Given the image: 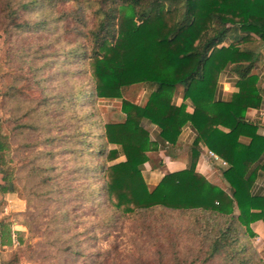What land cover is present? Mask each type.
<instances>
[{"label":"trees","instance_id":"obj_1","mask_svg":"<svg viewBox=\"0 0 264 264\" xmlns=\"http://www.w3.org/2000/svg\"><path fill=\"white\" fill-rule=\"evenodd\" d=\"M61 5L72 7L64 10ZM0 30L11 46L13 59L6 62L15 58L19 62L2 86V98L11 107L22 94L20 84L30 88L32 80L45 94L46 72L58 69L59 75L71 76L70 66L91 86L85 91L86 83L74 85L72 91L57 98L60 113L66 112L67 104L74 110L86 106L96 110L99 100L120 102L121 119L101 123L99 130L90 110L69 119L85 124L81 133L67 134L66 126H61L57 129L60 133L53 134L51 120L53 125L45 133V147H59L64 153L46 149L44 160L55 161L60 154L73 157L74 174L86 175L89 182L90 192L84 193L81 201L89 203L91 199V208L102 215L105 211L115 214L102 218L100 226L96 224L89 234L97 227L110 229L115 218L117 222H136L142 229L156 224L168 227L171 215H175L177 222L170 224L181 234L179 221L184 220L189 249L182 256L172 247L170 264H210L216 260L221 264H264L250 243L253 234L249 228L254 222L264 223V199L248 194L251 167L259 161L264 141L245 120L247 109L258 108L261 101L258 79L252 72L257 51L264 46V0H0ZM44 35L54 38L48 39L46 47L38 46ZM38 59L46 60L36 65L34 60ZM226 69L236 79V91L228 102L215 101L219 76ZM4 76L0 64V79ZM135 84L149 88L143 105L121 96L123 88ZM177 87L183 89L179 106ZM49 100L43 95L36 107L26 110L22 117L32 123L19 128L44 130L40 124L45 123ZM147 123L157 128L159 141L150 139L144 128ZM186 124L197 132L191 166L165 174L149 189L142 177L147 154L156 151L159 142L175 144ZM241 136L250 137V144L240 143ZM200 145L229 166L223 173L230 184L229 195L195 172ZM6 149L0 140L3 192L11 183L1 169ZM120 158L123 161L114 163ZM43 164L39 169L42 174L54 170L52 163ZM33 171L36 175L34 167ZM41 184L48 188L44 195L52 194L53 177H44ZM29 200L24 199V212ZM59 217L61 223L68 219ZM29 218L20 224L31 233ZM86 240L92 239L83 237L79 245ZM65 251L69 257L85 256L83 249L74 250L70 245ZM99 256L95 254V258Z\"/></svg>","mask_w":264,"mask_h":264},{"label":"rangeland","instance_id":"obj_2","mask_svg":"<svg viewBox=\"0 0 264 264\" xmlns=\"http://www.w3.org/2000/svg\"><path fill=\"white\" fill-rule=\"evenodd\" d=\"M71 7L70 5L60 6L64 10H69ZM50 38H54V36L44 35L42 40L39 39L38 46L46 47ZM35 46L37 47V44ZM10 49L11 46L0 30V64L3 65L5 72L4 78L0 79V140L7 146L4 152L5 163L1 169L11 178V191L17 192L23 201L27 197L30 199L28 208L21 214L19 222L30 217L32 232L29 233L25 230V234L18 238V244L3 254L1 264H159L160 259L162 264H170L172 247L180 250L182 256L187 255L189 246L186 239L189 240V237L184 233V220L179 221V223L181 222L180 226L183 227H180L182 235L179 233L178 227L172 228L170 224V222L172 224L177 222L175 215H171L168 227L165 225L162 228L156 224L151 228L145 229L144 227L142 229L136 222H127L126 220L117 222L115 218L110 229L97 227L93 235L89 234L96 224L100 226L101 220H106L105 216L113 212L105 211L102 215L98 209L91 208L93 203L91 199H89V203L81 201L83 194L90 192L87 186L89 182L85 180L86 175L78 177L74 174L76 162L73 157L60 154L55 161L44 160L42 155L46 149L53 150L55 153L60 151L64 153V150H60L59 147H45L44 138L47 136L45 133L51 129L53 124H55V128L52 130L53 134H59L57 129L61 126H66L67 134H73L76 131L81 133L85 124L78 122L76 118L72 121L69 119L76 115L88 114L90 110L94 111V119L98 120L97 128L99 130L101 123L117 122L121 119L120 102L99 100L96 110L90 106L74 110L71 105L67 104L66 112L60 113L57 104H55L57 98L72 91L74 85L80 86L86 83L85 91L89 90L91 86L88 79H86L87 81L79 79L74 68L70 66V69L72 68L71 76L59 75L58 69L46 72L47 80L42 85L45 94L40 91L39 87L32 85V80H30V88H27L24 83L20 84L23 89L22 94L11 107L2 98L3 83L5 80L8 81L9 75L14 74L16 68L19 67L16 58L12 62H6L12 58ZM42 53L40 50L39 55ZM45 60L34 61L37 62L36 65H40ZM43 95L50 98L47 101V116L43 117L45 123L40 124L44 130L38 132L31 129H20L22 124L32 123L31 119L24 118L22 115L26 110L36 107ZM132 95L136 99L137 90H133V88L121 90L122 98L127 101L133 100ZM9 113L12 115L10 118L7 115ZM50 120L53 124L50 123ZM35 123L39 127L38 122ZM43 162L52 163L54 170L49 174H42L39 169H42ZM91 162L95 164L92 159ZM117 162L119 160L114 163ZM89 164L91 163L89 162ZM33 167L36 169V175ZM48 175L53 177L54 191L46 196L44 194L48 188L44 187L41 182ZM57 189L62 193L58 194ZM99 199L103 200L101 195ZM61 215L68 217L64 223H61L59 217ZM34 221L37 223L35 224ZM83 237H91L92 240H86L79 245V240ZM69 245L74 250L75 248L83 249L85 256L80 259L76 256L69 257L65 251ZM97 253H100V256L95 258ZM262 257L264 258L263 254ZM210 264L221 263L216 260Z\"/></svg>","mask_w":264,"mask_h":264},{"label":"crops","instance_id":"obj_3","mask_svg":"<svg viewBox=\"0 0 264 264\" xmlns=\"http://www.w3.org/2000/svg\"><path fill=\"white\" fill-rule=\"evenodd\" d=\"M258 60L252 74L257 76V89L261 97L258 108H249L245 113V120L255 129V135L264 141V46H260L258 51ZM236 79L228 69L224 70L218 80L215 92V101L228 102L232 94L236 91L234 83ZM126 88L137 90V98L132 95L133 100L129 102L143 105L146 101V95L149 88L142 84L131 85ZM182 87L176 88V105L182 103ZM188 110H191L189 107ZM144 128L149 132L152 141H159L158 130L151 124H144ZM227 133L226 129L220 128ZM197 138V132L191 126L186 124L180 132V135L173 145H164L159 142L158 149L147 154L148 161L142 167V177L149 189L154 188L161 178L167 173H176L184 171L191 166L192 151L194 141ZM240 143L248 145L251 138L241 136ZM200 154L195 163V172L205 178L210 184L221 189L229 195L230 184L223 177V173L228 169V165H223L222 160L212 158L205 146L200 145ZM119 161H123L120 158ZM252 181L248 188V194L252 198L264 199V149L259 161L251 167ZM3 185L0 175V187ZM10 185V184H9ZM25 202L17 192L9 190L3 192L0 189V255L7 253L11 247H15L14 238L18 243V238L25 234V227L20 224V216L24 212ZM254 212V211H253ZM256 212V211H255ZM235 215L238 210L234 209ZM253 237L250 243L253 249L261 256L264 255V223L257 221L249 226Z\"/></svg>","mask_w":264,"mask_h":264},{"label":"built area","instance_id":"obj_4","mask_svg":"<svg viewBox=\"0 0 264 264\" xmlns=\"http://www.w3.org/2000/svg\"><path fill=\"white\" fill-rule=\"evenodd\" d=\"M263 115H264V112H263ZM209 155H210L212 158H214L215 160H217V158H218V157H217L216 155H214L212 152H210ZM218 159H219V158H218ZM222 162H223V161H222ZM222 164H223V165H226L225 162H223ZM14 244H15V245L18 244L17 241L15 240V238H14Z\"/></svg>","mask_w":264,"mask_h":264},{"label":"water","instance_id":"obj_5","mask_svg":"<svg viewBox=\"0 0 264 264\" xmlns=\"http://www.w3.org/2000/svg\"><path fill=\"white\" fill-rule=\"evenodd\" d=\"M11 189H12V185L10 184V185H9V190H11Z\"/></svg>","mask_w":264,"mask_h":264}]
</instances>
